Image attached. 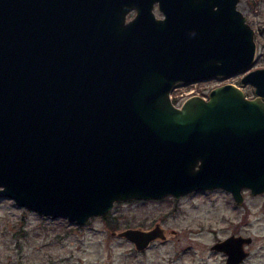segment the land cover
<instances>
[{"label": "water", "instance_id": "1", "mask_svg": "<svg viewBox=\"0 0 264 264\" xmlns=\"http://www.w3.org/2000/svg\"><path fill=\"white\" fill-rule=\"evenodd\" d=\"M129 2L126 20L114 0H0L1 197L82 224L115 201L264 189V66L249 68L254 29L238 0ZM243 70L252 97L231 82L170 97L176 82ZM116 235L142 248L164 233ZM249 241L212 246L229 263Z\"/></svg>", "mask_w": 264, "mask_h": 264}, {"label": "rangeland", "instance_id": "2", "mask_svg": "<svg viewBox=\"0 0 264 264\" xmlns=\"http://www.w3.org/2000/svg\"><path fill=\"white\" fill-rule=\"evenodd\" d=\"M237 7L254 29L256 52L249 68L264 66V0H239ZM240 76L229 81L239 84ZM222 80L178 84L172 91L175 103L206 94ZM240 87L254 93L250 82ZM196 190L179 198L167 194L115 201L82 224L38 214L0 196V264H224V252L211 245L232 230L252 237L245 244L250 255L242 264H264V200L245 192L240 206L222 189ZM155 225L164 236L142 248L116 235L127 227Z\"/></svg>", "mask_w": 264, "mask_h": 264}, {"label": "flooded vegetation", "instance_id": "3", "mask_svg": "<svg viewBox=\"0 0 264 264\" xmlns=\"http://www.w3.org/2000/svg\"><path fill=\"white\" fill-rule=\"evenodd\" d=\"M114 1L119 3V8H120L119 10H121L122 12H124V17H125L126 20L131 19V18L136 14V8L132 5V3L130 4V2H129L128 4L125 5V4H121L123 0H114ZM132 1H133V0H132ZM238 1H239V0H238ZM133 3H134V2H133ZM237 3H238V2H237ZM237 8H238V7H237ZM152 9H153V12L155 13V15H156L157 17H163V16H164V13H163L161 10H159L157 2H154ZM238 9H239V8H238ZM242 13H243V12H242ZM243 14H244V13H243ZM244 15H245V14H244ZM245 17H246V21H247V16L245 15ZM247 22H248V21H247ZM246 70H247V69H246ZM246 70H243V71H240V72H236V73L231 74V75H228V76L217 75V76H211V77H208V78H203V79L193 80V81H190V82H182V81L176 82V83L173 85V87L171 88V90H170V97H171V99L175 102V100H174V98H173V95H172V91L177 87L178 84L194 83V82L196 83V82H198V81L206 80V79H209V78L223 79L221 82L218 83V84H221V83H225V82H230L229 79H230V77L233 76V75H234V76H236V75H241V76H242L243 73H244ZM241 76H240V77H241ZM231 83H232V82H231ZM218 84H216V85H218ZM234 84H235V83H234ZM240 84H241V83L236 84V85L240 86ZM216 85H214V86H216ZM214 86H212L211 88H213ZM211 88H210V89H211ZM210 89H209V91H210ZM209 91H208L206 94H201V96H203V97H207ZM245 93H246V92H245ZM199 95H200V94H199ZM246 95H247L248 97H252V96H254V93H252V94H248V93H246ZM188 96H189V95H188ZM188 96H187V97H188ZM205 189H206V190L222 189V190H224V192H226V193L229 195V199H230L231 201H233L236 205H240V206H243V204H244V201H245V192H247L248 194H250V195H252V196L259 197V200H260V199H263V200H264V189L261 190V191H259V192H256V193H252V192L250 191V189L247 188V187H243V188H241V199H240V202L237 201V200L233 197V195L231 194L230 191H228V190H226V189H223L222 187L202 188V189L199 188V189H197L196 191H205ZM232 235H234V236H236V235L248 236V235L244 234L243 232H241L240 230H232V231L228 232L224 237H222V238H216L215 241H214V243H216L217 241H221V240H223L224 238H226V237H228V236H232ZM249 237H250V241H251L252 237H251V236H249ZM250 241H249V242H250ZM249 242H248V243H249ZM214 243H213V244H214ZM213 244H212V245H213ZM245 244L247 245V243H243L242 247H244L245 249H247V253H246L245 255H243V256H242L240 259H238V260H233V259H231V260L229 261V263H227V260H226L227 253H226L223 249H221V248H217V247H213L212 245H211V247H213V248H215V249H218V250L224 252V254H225V256H224V264H242V263L246 260V258L250 255V252H249L248 248L245 247ZM231 262H232V263H231Z\"/></svg>", "mask_w": 264, "mask_h": 264}]
</instances>
